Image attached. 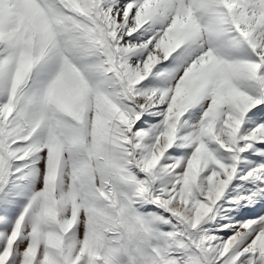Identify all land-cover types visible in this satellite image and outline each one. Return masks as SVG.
<instances>
[{"label": "snow or ice", "instance_id": "obj_1", "mask_svg": "<svg viewBox=\"0 0 264 264\" xmlns=\"http://www.w3.org/2000/svg\"><path fill=\"white\" fill-rule=\"evenodd\" d=\"M0 264H264V0H0Z\"/></svg>", "mask_w": 264, "mask_h": 264}]
</instances>
